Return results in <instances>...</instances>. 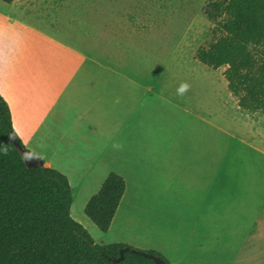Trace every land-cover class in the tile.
Segmentation results:
<instances>
[{"label":"crops","instance_id":"crops-1","mask_svg":"<svg viewBox=\"0 0 264 264\" xmlns=\"http://www.w3.org/2000/svg\"><path fill=\"white\" fill-rule=\"evenodd\" d=\"M9 3L22 16L35 13L46 17L48 29L40 32L53 46L39 68L44 95L31 104L25 103L31 83L21 70L10 64L0 67V94L10 106L13 127L18 135L25 134L27 126L41 135L50 150L42 154L43 163L57 169L60 166H54V162L82 166L81 170L87 166V172L93 174L102 170V182L110 171H116L126 180L124 194L130 193L127 205L148 192L151 197L172 196L169 192H173L174 183H179L184 204L188 207L190 199H198L204 219L211 199L215 200L214 208H220L221 213L216 214L220 228L216 231L223 234L214 243L215 231L210 236L212 241L206 242L216 264H264V228L260 225L264 223V189L258 198L252 197L253 186L249 183L255 182L254 176L240 168L220 173L226 162L238 165L243 159H199L194 174L185 168L190 165L185 156L191 147V125H209L241 143L243 150L264 157V113L240 108L227 80L216 69L204 67L193 74V68L190 72V66L184 63L185 53L190 55L183 45L174 49L181 52L182 62H172L169 56L162 60L152 46L144 49L141 39L147 30L140 29L125 14L109 16L102 35L97 37L101 40L96 41L93 34L80 36L71 29L79 18L75 15L77 8L92 5L87 1ZM62 19H67L66 29L61 27ZM10 43L0 41V46ZM173 67L186 69L191 77L197 74L198 86L203 80L211 83L209 100L205 94L201 97L200 88L197 97L191 89L183 97L178 96L179 85H191L192 81ZM21 102L26 105L23 117L27 118L22 125ZM113 144L123 147L117 150ZM27 146L32 148L30 142ZM176 166L179 171L184 168L182 173L175 172ZM129 180L133 181L131 187ZM241 224L243 236L237 231ZM195 247L198 252L204 244L197 241Z\"/></svg>","mask_w":264,"mask_h":264},{"label":"rangeland","instance_id":"rangeland-1","mask_svg":"<svg viewBox=\"0 0 264 264\" xmlns=\"http://www.w3.org/2000/svg\"><path fill=\"white\" fill-rule=\"evenodd\" d=\"M79 1H87L92 4L80 6L75 12L79 18L71 29L79 32L80 36L93 34L96 41L101 40L97 37L102 35L103 25L106 20L108 21L109 16L125 14L130 20L135 21L140 29L147 30L141 39L144 49L152 46L162 60L169 56L173 58L172 62H180L181 52H175L174 49L178 45H183L190 55L188 57V54L185 53L184 57L185 65H189L191 68L190 72L193 68V74L199 73L204 67L214 69L199 60L193 62V59L196 58V49L200 45L208 44L214 38L212 30L214 23L207 18L203 10L208 0ZM14 6L13 3L0 0V41L11 42L9 45H2V43L0 46V67L10 64L21 70L24 78L31 83L25 102L31 104L37 97L44 95L41 92L43 86L40 84L42 77L39 68L45 63L53 46L40 32V30L48 29L45 25L47 18L35 13L22 16L23 13L17 12ZM68 16L70 17V14ZM66 21L67 19H62L61 27L63 26V29H66L64 26ZM225 67L216 68V73L224 81L226 80L223 74ZM173 68L176 71L181 70L179 67ZM27 73L30 74V78L26 77ZM186 73L185 69L178 74L184 75L185 78L188 76L191 78V94L197 97L200 88L201 97L205 94V98L209 100L212 84L203 80L198 86L195 84L197 74L194 78ZM50 95H53V89H51ZM25 103H20L19 120L21 125L23 122H27V118L23 117ZM223 124L227 125L225 122ZM18 137L28 150L40 158H42V154L46 155L50 152L48 144L43 141L41 135L29 126L26 128L25 134H19ZM28 142L32 148L27 146ZM189 142L191 144L190 152L185 156V159L190 160V165L185 167L187 172L190 174L198 172L197 161L199 159H211L217 156L222 157L225 162L239 157L243 160H238V165H230V162H226L220 173H233L232 170L240 168L243 173L255 177V182L249 183L253 186L252 197L258 198L261 195V190L264 189L263 156L243 150L241 143H237L230 136L209 125L206 128L191 125ZM24 157L27 159L26 155ZM65 159L69 162V158ZM54 164V166H60L59 170L69 178L73 191L71 215L85 226L97 243L120 241L143 250H157L169 264H216L212 259L214 255L210 251L211 247L206 243L212 240L215 243L223 234H218L216 231L220 228L216 214L221 211L218 207L214 208V199H211L210 209L206 213L208 218L206 216L204 219L203 209H198V199H190L188 207L184 204L183 189L179 183H174L173 192H169L173 195L167 198L151 197L148 192L146 197L133 198V202L127 205V202L130 203V193L124 194L108 231L104 232L84 212L87 200L98 190L102 182V170L95 172L93 169V174L87 172V166H83L85 169L81 170L82 166L60 165L55 162ZM91 169L89 167V170ZM182 170L179 171V167H175L176 173H182ZM128 183L131 187L133 181L129 180ZM240 185L243 184L240 183ZM179 191L180 193H178ZM260 225L264 228V223ZM215 231L217 236L211 240L210 236ZM237 231L239 235L243 236L245 229L242 224ZM262 235L264 236V233ZM197 241L204 244V248L201 247L198 252L195 251Z\"/></svg>","mask_w":264,"mask_h":264},{"label":"trees","instance_id":"trees-1","mask_svg":"<svg viewBox=\"0 0 264 264\" xmlns=\"http://www.w3.org/2000/svg\"><path fill=\"white\" fill-rule=\"evenodd\" d=\"M203 10L214 23V38L196 49V58L214 69L226 66L223 74L240 108L264 113V0H208ZM13 138L32 153L0 94V264H159L146 253L168 262L157 250L97 243L71 215L68 176L44 163L27 166ZM125 189V178L110 171L87 200L84 212L101 231H108ZM121 250L123 257L112 260Z\"/></svg>","mask_w":264,"mask_h":264},{"label":"water","instance_id":"water-1","mask_svg":"<svg viewBox=\"0 0 264 264\" xmlns=\"http://www.w3.org/2000/svg\"><path fill=\"white\" fill-rule=\"evenodd\" d=\"M13 142L15 146L27 156L26 161H30V159H32V161L27 162V166H37L43 163L40 157H37L33 155L32 153H30L29 151H27L26 149H24V147L20 144V142L16 138H13ZM146 255L153 258L159 264H169L165 260H163L160 256L153 255L151 253H146ZM122 257H123V251L121 250L120 256L112 258V260L117 261V260H120Z\"/></svg>","mask_w":264,"mask_h":264},{"label":"clouds","instance_id":"clouds-1","mask_svg":"<svg viewBox=\"0 0 264 264\" xmlns=\"http://www.w3.org/2000/svg\"><path fill=\"white\" fill-rule=\"evenodd\" d=\"M191 85L187 82H182L179 87L176 89V94L180 97H183L188 91H190ZM123 146L121 144H113L114 149H121Z\"/></svg>","mask_w":264,"mask_h":264},{"label":"flooded vegetation","instance_id":"flooded-vegetation-1","mask_svg":"<svg viewBox=\"0 0 264 264\" xmlns=\"http://www.w3.org/2000/svg\"><path fill=\"white\" fill-rule=\"evenodd\" d=\"M30 161H32V159H30Z\"/></svg>","mask_w":264,"mask_h":264}]
</instances>
